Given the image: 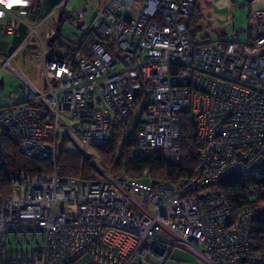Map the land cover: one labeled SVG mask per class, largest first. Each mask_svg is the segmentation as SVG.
Masks as SVG:
<instances>
[{"label":"built area","instance_id":"built-area-1","mask_svg":"<svg viewBox=\"0 0 264 264\" xmlns=\"http://www.w3.org/2000/svg\"><path fill=\"white\" fill-rule=\"evenodd\" d=\"M29 2L21 0L26 7ZM195 4H91L93 18L77 24L79 31L47 32L66 47L60 55L46 53L37 24L29 25L28 35L41 47L45 89L0 103V131L22 153L54 159L63 135L90 158L89 147L109 140L112 119L123 121L136 107L132 154L159 150L177 164L178 112L191 111L198 162L174 182L154 180L144 169L149 187L102 168L92 179L57 169L31 177L19 172L11 191L0 193V264H163L172 246L190 251L200 264H264V234L251 237L252 218L264 203L232 210L214 187L226 174L264 162V0L250 1L246 42L233 31L192 45L186 20ZM15 24L7 21L4 31L13 32ZM12 54L0 57V71H15L8 63ZM244 192L263 199L264 182Z\"/></svg>","mask_w":264,"mask_h":264},{"label":"trees","instance_id":"trees-1","mask_svg":"<svg viewBox=\"0 0 264 264\" xmlns=\"http://www.w3.org/2000/svg\"><path fill=\"white\" fill-rule=\"evenodd\" d=\"M196 10V4L194 11ZM187 19V26L192 22L193 13ZM192 45L197 43L194 31L189 29ZM224 32L217 38H223ZM216 38V39H217ZM52 40V38H51ZM50 40V44L52 41ZM201 40H211L207 35ZM58 55L61 53L54 52ZM136 107L131 109L128 116L123 121L112 119L109 125V140L101 145L94 146V151L99 156L103 164H111L116 170H123L128 173L131 179L141 177L142 171L147 169L149 175L154 180H165L169 182L177 181L180 178L188 177L198 162V154L195 143L194 119L191 111L178 112L180 124V160L177 164L170 163L165 159L159 150H153L143 155H135L131 152V147L136 140V126L140 121L137 117ZM139 114V113H138ZM69 138L60 135L58 137L56 154L54 159L47 157L35 159L22 153L15 142L4 132L0 136V193L6 195L11 191L12 179L22 172L27 176H34L38 173L50 174L57 169L58 174L80 179H92L95 168L86 163L81 151L69 148ZM121 144V154L115 160V147ZM74 145V144H73ZM259 154L264 157V137L259 147ZM114 175V174H112ZM118 176V175H114ZM264 182V162L261 166L251 170L232 171L220 179L214 187L224 195L229 206L235 210L239 205L246 202L264 203V198H248L244 192L245 187L252 183ZM253 240H259L264 234V210L255 214L252 218Z\"/></svg>","mask_w":264,"mask_h":264},{"label":"rangeland","instance_id":"rangeland-1","mask_svg":"<svg viewBox=\"0 0 264 264\" xmlns=\"http://www.w3.org/2000/svg\"><path fill=\"white\" fill-rule=\"evenodd\" d=\"M84 13H87L88 8L83 6L81 8ZM137 6H134V12ZM248 2L247 0H196V10L193 13L192 22L189 26L191 31H194L195 41H200L203 36L211 40L216 39L221 31L229 34L231 32H237L239 38L242 42H246L249 38L248 31ZM136 13V12H135ZM187 21V20H186ZM65 30L67 31H79L78 27L71 24L70 22H64L58 29V33L62 35ZM109 40L108 44L113 48L116 47L115 42L112 38H105ZM45 49L48 51L50 46L44 44ZM54 50L56 52H63L66 47L61 45L59 42H55ZM40 44L36 43L35 50H40ZM38 58L36 55H25L24 65H18L14 62H10L11 67L15 70L13 71L10 67H6L0 71V80L2 85H0V103L7 101H20L28 98L33 94V89L30 83L38 91H43L45 88L43 86L42 75L38 73L37 66ZM41 74V73H40ZM26 78L29 82H27ZM41 83V84H40ZM94 90L98 94V88L96 83H94ZM60 118L62 121L69 125L73 120L69 118L66 113H60ZM1 136V131H0ZM69 148L77 150L76 145H69ZM92 151L91 157L83 154L82 156L86 163L91 164L95 168L93 173L94 177L99 174V168L108 170L114 175H125L130 176L123 170H116L115 167H111V164H103L99 156L94 151L93 147H89ZM115 152L117 149L115 147ZM93 159V160H92ZM131 181L142 187H149L151 180L147 176H142L139 178L131 179ZM163 264H200L198 259L188 250L179 246H172L168 255L165 258Z\"/></svg>","mask_w":264,"mask_h":264},{"label":"crops","instance_id":"crops-1","mask_svg":"<svg viewBox=\"0 0 264 264\" xmlns=\"http://www.w3.org/2000/svg\"><path fill=\"white\" fill-rule=\"evenodd\" d=\"M105 1L106 0H30L29 5L26 7L21 3V0H0V57L4 58L13 52L8 63L10 64L12 61L22 66L25 64V55H36L38 58V73L41 76V49L35 50L36 39L32 35H28L29 25L37 24V31L42 38L44 51L46 53H54L55 50L53 45L55 42L52 41V36L46 35L47 32L53 30L58 31L59 27L67 21L76 27L79 23L89 22L94 14L93 9L90 7L91 4L93 6H100ZM250 1L253 0H247L248 8L250 6ZM254 1L256 4H260L263 0ZM83 6L88 8L87 13H84L81 9ZM80 10L82 11L81 13ZM9 20H15L16 24L13 28V32L8 33L4 31V25ZM223 33L224 32L221 31L219 36ZM50 40L52 41L51 44ZM45 43L50 46L48 51L45 49ZM24 79L29 82L26 78ZM0 85H2L1 80ZM30 85L34 88L31 83Z\"/></svg>","mask_w":264,"mask_h":264},{"label":"water","instance_id":"water-1","mask_svg":"<svg viewBox=\"0 0 264 264\" xmlns=\"http://www.w3.org/2000/svg\"><path fill=\"white\" fill-rule=\"evenodd\" d=\"M120 154H121V144L118 146V149H117V152H116V155H115V160L119 159Z\"/></svg>","mask_w":264,"mask_h":264}]
</instances>
